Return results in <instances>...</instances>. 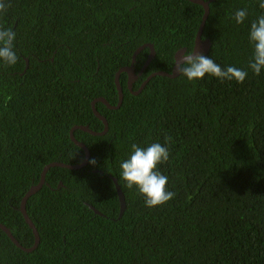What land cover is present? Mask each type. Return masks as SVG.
Here are the masks:
<instances>
[{
    "label": "trees",
    "instance_id": "16d2710c",
    "mask_svg": "<svg viewBox=\"0 0 264 264\" xmlns=\"http://www.w3.org/2000/svg\"><path fill=\"white\" fill-rule=\"evenodd\" d=\"M206 1V0H204ZM0 27L16 33L15 65L0 64V224L22 245L34 236L19 211L43 168L77 165L75 126L100 132L91 102H118L114 77L151 44L154 57L132 86L170 73L181 49L191 52L203 8L188 0H0ZM260 0H213L201 39L222 68L247 70L250 25ZM247 10L242 24L231 17ZM149 48L137 53L138 74ZM117 109L96 103L107 131L75 130L89 151L86 166L50 168L25 209L39 235L29 253L0 229V264H264V70L242 83L205 76L150 77L137 94L119 78ZM158 170L174 198L146 208L124 187L120 163L131 145L165 143ZM95 160V164L89 161ZM114 178L124 196L120 213Z\"/></svg>",
    "mask_w": 264,
    "mask_h": 264
},
{
    "label": "clouds",
    "instance_id": "9594fccd",
    "mask_svg": "<svg viewBox=\"0 0 264 264\" xmlns=\"http://www.w3.org/2000/svg\"><path fill=\"white\" fill-rule=\"evenodd\" d=\"M259 8L264 10V0H260ZM6 10L7 5L0 2V12ZM246 17L247 10L239 9L231 18L235 20L236 24H242ZM16 35L17 33L11 27H0V64L4 66H13L18 61L14 50ZM248 40L252 45V55L247 70L235 66L222 68L203 52L196 53L193 50L180 55L179 60L175 63V72L185 77L188 82L211 76L221 82L242 83L248 75V70H251L255 75H259L264 70V14L251 23ZM170 142L171 137H166L164 145L155 142L141 147L134 143L131 145L129 156L120 163V179L124 182V187L129 190L135 189L143 197L146 208L163 206L175 196V193L167 188L168 177L158 170L160 165L169 160L170 153L166 145ZM89 163L95 164V160L93 159Z\"/></svg>",
    "mask_w": 264,
    "mask_h": 264
},
{
    "label": "water",
    "instance_id": "95a60500",
    "mask_svg": "<svg viewBox=\"0 0 264 264\" xmlns=\"http://www.w3.org/2000/svg\"><path fill=\"white\" fill-rule=\"evenodd\" d=\"M188 1L200 5L203 8V11H204L202 19H201V22H200V25L198 27V31H197L196 36H195L194 46L192 48V51L194 50L196 53L203 52V54H205L208 51L209 47H210V42H209L208 39L207 40H202L201 39V35H202V31H203V28H204L205 21H206L207 16H208L209 4L213 0H206V1H204V0H188ZM146 47L149 48L150 52H149L147 60L145 61L144 65L142 67V70L138 73V75H141V73L145 69L146 65L151 61V59L155 55L154 49H153L151 44H145V45H142L141 47L137 48L135 53H134V55H133L131 65H129L128 67L119 69L117 71V73L115 74L114 84H115V87H116V90H117V94H118V102H117V104L115 106H112L106 100H104L103 98H98V99H96V100L91 102L92 113L99 121L102 122L103 130L100 131V132H96V131H93V130L89 129L88 126H75V127H72L70 129V131H69L70 140L77 147H79L83 151L84 159L77 165H69V164H64V163H60V162H53V163H50V164L46 165L43 168V170H42V172L40 174V178H39L38 184L34 185V186H31L30 189L26 192V194L22 198L21 203H20V207H19V211L21 212L24 221L26 222V224L28 225V227L30 228V230H31V232H32V234L34 236L33 245L30 248L22 247L19 244V242L12 236L10 230L7 227H5L4 225L0 224V229L7 235V237L10 239V241L17 248H19L20 250H22L24 252H32L33 250L36 249V247L39 244V235H38L37 229L35 228L34 224L32 223L31 219L28 217V215L26 213V209H25L26 199L28 198V196L36 193L43 185H45V175H46L47 171L50 168H52V167H61V168H66V169H70V170H76V169H81L82 167L87 165L88 159H89L88 148L82 142H79V141H77L75 139V137L73 135V132L75 130H80V131L85 132V133H87V134H89L91 136H102V135L105 134V132L107 131V122H106V119L97 112V110L95 109V104L98 103V102L102 103L108 109H117L120 106V104L122 102V99H123V91H122V87H121L120 82H119L120 75L122 73H125L127 75V83H126L127 84V89L132 94H137L138 92H140V90L143 88L144 84L149 80L150 77H154V76H158L159 75V76L174 78V77L178 76V73L175 72V63H176V61L179 60L180 55H182L184 53V49H181L179 52H177L175 54V56H174V65H173L172 71L170 73H166V72H163V71L152 73L151 75H149L142 82L141 86L139 87V89L137 91H132V83L137 78V76L135 74V71H134V67H133V64H134V61H135V56L137 55V53L139 51H141L142 49H144ZM112 180H113V184H114L117 196H118L119 206H120V213H121L123 211L124 207H125L124 196H123V193L120 190V187L117 184L116 180L114 178H112Z\"/></svg>",
    "mask_w": 264,
    "mask_h": 264
},
{
    "label": "flooded vegetation",
    "instance_id": "af4514ba",
    "mask_svg": "<svg viewBox=\"0 0 264 264\" xmlns=\"http://www.w3.org/2000/svg\"><path fill=\"white\" fill-rule=\"evenodd\" d=\"M134 71H135V69H134ZM135 74H136V73H135ZM136 76H137V78H138L139 75L136 74ZM137 78H136V79H137ZM136 79L133 81L132 86H133L134 82L136 81Z\"/></svg>",
    "mask_w": 264,
    "mask_h": 264
}]
</instances>
